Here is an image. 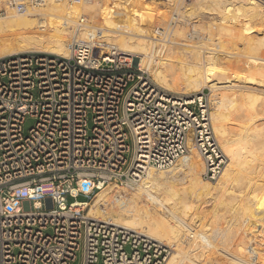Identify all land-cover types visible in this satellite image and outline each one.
<instances>
[{"label": "built area", "instance_id": "2783aa9c", "mask_svg": "<svg viewBox=\"0 0 264 264\" xmlns=\"http://www.w3.org/2000/svg\"><path fill=\"white\" fill-rule=\"evenodd\" d=\"M39 4L5 0L0 17ZM94 41H74L67 57H0V264H72L80 249L81 264H164L169 246L86 217V204L100 186H135L149 168L169 166L188 142L203 178L215 180L226 164L204 90L167 91ZM26 117L34 124L24 134Z\"/></svg>", "mask_w": 264, "mask_h": 264}, {"label": "bare ground", "instance_id": "6f19581e", "mask_svg": "<svg viewBox=\"0 0 264 264\" xmlns=\"http://www.w3.org/2000/svg\"><path fill=\"white\" fill-rule=\"evenodd\" d=\"M136 1L107 5L100 19L98 0H82L79 6L40 0L38 6L28 5L26 13L11 11L0 17V57L24 51L67 57L74 41L94 38L100 51L118 49L167 91L192 94L207 88L212 130L227 157L220 175L212 181L203 178V159L188 142L167 169L149 168L135 186H100L85 215L171 247L164 264H206L199 257L204 253L207 261L211 247H221L229 257L227 262L217 254L211 257L213 264H264V52L251 54L264 50V32L253 34L243 21L259 17L264 23V0H198L197 12L182 13V18L207 19V38L202 25L190 23L191 33L184 26H170L176 11L169 0L143 8L144 14L138 5L132 7ZM210 33L222 34L218 40L226 36L230 46L234 38L242 44L238 51L222 49ZM229 58L238 66H230ZM234 112L240 123L232 130L226 122ZM183 179L189 185L180 187ZM234 184L249 192L243 194Z\"/></svg>", "mask_w": 264, "mask_h": 264}, {"label": "rangeland", "instance_id": "374dc122", "mask_svg": "<svg viewBox=\"0 0 264 264\" xmlns=\"http://www.w3.org/2000/svg\"><path fill=\"white\" fill-rule=\"evenodd\" d=\"M67 1H69V0H67ZM99 1V11H98V18L100 19V17H101V15H102V13H101V10H102V8L103 7H105V6H109L110 4V6L113 8H115V5H117L118 3H120V1L122 2V1H124V0H98ZM127 1V0H126ZM149 1L150 0H138V2L136 1V3L134 2V5H132V7L134 6L135 8H136V6L138 5V8H140V9H142V12H143V14H144V9H146L145 7H148V8H150V6H152L151 4H155L156 2H158L157 3V5L156 6H160V5H165L164 3H161V2H163L162 0H152L151 1V3H149ZM29 2V1H28ZM82 2V1H81ZM81 2H79L78 4H73L74 6H79L80 4H81ZM70 2H68V4H69ZM197 3H198V0H169V4H170V7L171 8H173L176 12H171L172 14H171V19L169 20V25L170 26H184V27H186V29H187V31H189L190 33H191V28H190V26L192 25V24H198V25H202V27L204 28V38H207L208 36H209V34H207L206 33V26L204 25V24H210L209 22H206L207 21V19H202V20H200L199 18L200 17H198V16H195V17H193V18H191L189 21H187V20H184L185 18H182V13H188V12H197V8H198V5H197ZM0 4H2V2L0 1ZM109 6V7H110ZM144 8V9H143ZM68 10V9H67ZM11 12V11H10ZM9 13V12H8ZM6 16V15H5ZM5 16H1V19L2 18H4ZM182 18V19H180V17ZM35 17H37V15H35ZM75 18V17H74ZM246 19V20H245ZM214 20H217L216 18H214ZM214 20H212V21H214ZM250 20V18L248 19V16H246V17H243V21H244V25L245 26H250L251 28H252V31H253V34H262L264 31H263V29H264V27H262L261 25H263L264 23H263V19H261V18H259V17H254V18H251V20ZM259 20V21H258ZM261 20H262V23H261ZM252 21V22H251ZM186 22H188L189 24H187ZM214 22H216V21H214ZM190 23H191V25H190ZM252 23V24H251ZM90 25H92V27H95L96 25L94 24V23H91ZM247 26V27H248ZM99 27V26H98ZM235 29V28H234ZM258 29H259V31H258ZM160 31H164L162 28H160ZM254 31H255V33H254ZM256 31H257V33H256ZM211 34V36H213L212 37V41L213 42H219V45L222 47V49H228V50H230L231 48H235L237 51L239 50V47H240V45L242 44V42L240 43L238 40H236L235 38H234V42H233V45L232 46H230L229 44H227L226 42L227 41H229V39L226 37V36H224V37H221V39L220 40H218V38L220 37V36H222V34H217V35H213V33H210ZM264 34V33H263ZM158 37H159V35H158ZM194 40H197L196 38L194 39ZM152 43H153V41H152ZM165 43V42H164ZM166 44V43H165ZM168 44V43H167ZM169 45V44H168ZM236 45V46H235ZM261 52H264V50H260L259 52H253V53H251L252 55H256V56H258V55H261L260 53ZM251 54H249V55H251ZM230 59V58H229ZM135 62L136 63H138V59H135ZM228 64H230V66H238V63L239 62H237V61H235L234 60V58H232V59H230L228 62H227ZM146 73H147V75L149 76V78L152 80V78H151V76L149 75V73L147 72V71H145ZM153 81V80H152ZM154 82V81H153ZM155 83V82H154ZM264 83V82H263ZM262 83V84H263ZM156 84V83H155ZM156 85H158V84H156ZM159 86V85H158ZM264 86V85H263ZM263 89H264V87H263ZM200 90H204V92L207 94V96L209 95V90L207 89V88H205V87H202ZM200 90H198V91H200ZM198 91H192V92H190V93H196V92H198ZM180 94H183V93H180ZM189 94V93H188ZM209 97V99H210V96H208ZM210 101H211V99H210ZM212 101H211V111H212ZM237 112H239V110L237 111ZM237 112H234L233 114L235 115L234 117H233V115L231 114L230 115V117H228V119L227 120H229V118L231 119V120H229V121H227L226 123H227V126H231V129L233 130H235L236 128H235V122H237L236 124H238L239 125V123H240V119L238 120V117H236V114H237ZM231 117H233V118H231ZM232 120H235V121H232ZM237 120V121H236ZM231 121L232 122H234V123H231ZM239 121V122H238ZM33 124H34V119L33 118H31V117H26V119H25V121H24V123H23V126H22V128H23V133L24 134H27V132H28V130H29V128L30 127H32L33 126ZM232 124V125H231ZM234 124V125H233ZM238 125L236 126V127H238ZM230 128V127H229ZM130 143V142H129ZM130 145H131V143H130ZM127 157H129V154L127 155ZM165 169H167V167L165 168ZM164 168H162V170H165ZM185 172L187 171V170H184ZM183 175V174H182ZM145 181H148V180H145ZM186 181V182H185ZM189 179L187 180V179H183V181L181 182V183H185V184H187V185H189ZM180 183V184H181ZM184 183L182 184V186L180 185V187H185V185H184ZM152 184H154L155 186H159V187H163V185H165V184H162V183H157V182H153ZM186 185V186H187ZM237 188L236 189H242V191H243V194H246L247 192H249L248 190H249V188H245V189H247V192L245 191V189H244V186H243V184L241 185H236V184H234ZM235 186H234V188H235ZM242 186V187H241ZM165 187V186H164ZM163 187V188H164ZM233 188V189H234ZM244 189V190H243ZM180 192L181 193H183V189H181L180 190ZM246 192V193H245ZM80 200H82L83 198L82 197H78ZM68 200H71L70 198H68ZM226 241V240H225ZM171 248V247H170ZM219 248H221V247H215V248H213V247H211L210 248V252H206V255H207V253H210V258H209V256L207 257V261H206V256H204L205 254L204 253H202L201 254V258L199 257V259H204L203 261H205L206 262V264H213V262H212V258L211 257H214V256H217V254H221L222 253V256L224 255V256H226V258H227V255H226V253L225 252H223V250H222V248L221 249H219ZM212 249V250H211ZM213 249H215V250H213ZM219 249V250H218ZM171 250V249H170ZM169 250V253L171 252ZM211 251H213V252H211ZM218 251V252H217ZM204 254V255H203ZM213 254V255H212ZM76 256H75V260L72 262V264H81L82 263V250L80 249V250H78V251H76V254H75ZM169 255V254H168ZM218 255V256H219ZM221 256V255H220ZM168 257V256H167ZM167 259V258H166ZM228 259H229V257L227 258V262H228ZM237 259V258H236ZM198 260V259H197ZM210 260V261H209ZM214 260V259H213ZM238 260H240V259H238ZM230 261V260H229ZM240 261H242V260H240ZM210 262V263H209ZM212 262V263H211ZM226 262V263H227Z\"/></svg>", "mask_w": 264, "mask_h": 264}, {"label": "clouds", "instance_id": "9594fccd", "mask_svg": "<svg viewBox=\"0 0 264 264\" xmlns=\"http://www.w3.org/2000/svg\"><path fill=\"white\" fill-rule=\"evenodd\" d=\"M47 195H49L54 200H59L60 198L57 196V192L54 186H48L46 188H42Z\"/></svg>", "mask_w": 264, "mask_h": 264}]
</instances>
